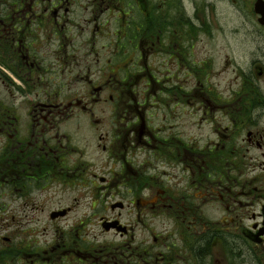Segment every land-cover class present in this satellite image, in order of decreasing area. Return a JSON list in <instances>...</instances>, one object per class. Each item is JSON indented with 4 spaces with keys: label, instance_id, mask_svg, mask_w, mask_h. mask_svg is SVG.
<instances>
[{
    "label": "flooded vegetation",
    "instance_id": "af4514ba",
    "mask_svg": "<svg viewBox=\"0 0 264 264\" xmlns=\"http://www.w3.org/2000/svg\"><path fill=\"white\" fill-rule=\"evenodd\" d=\"M191 1L0 0L1 78L32 98L25 117L0 111V186L15 212L53 203V238L0 264H264V0ZM74 118L96 121L93 152Z\"/></svg>",
    "mask_w": 264,
    "mask_h": 264
},
{
    "label": "rangeland",
    "instance_id": "374dc122",
    "mask_svg": "<svg viewBox=\"0 0 264 264\" xmlns=\"http://www.w3.org/2000/svg\"><path fill=\"white\" fill-rule=\"evenodd\" d=\"M198 2H208L209 0H197ZM217 4L218 9H224L226 12L229 11L227 4L219 0H213ZM185 7L189 13L193 12V5L191 0H184ZM220 16L218 13H213V9L209 7L207 11L202 15V20L199 25H205V31L209 29L210 25L218 26ZM196 40H199L196 50L203 53L207 52V36L201 35ZM4 71L0 69V111L5 109H14L16 114L19 116H27L32 103V98H26L25 94L29 89L21 88L19 92L15 94L12 89L13 86L5 82L1 78ZM63 70H58L49 65L47 71V81L50 84H58L57 73H62ZM8 84V85H7ZM102 119L104 125H114L111 117L106 114L103 115L97 112L95 118ZM161 117L160 108H158L155 114L156 122L159 121ZM73 120L72 123L70 121ZM62 123V126L70 133L72 137V142L74 145L81 150V153L93 152L94 150V128L97 125L96 121H89L87 118H74ZM3 139L0 137V153L2 147ZM9 189V188H8ZM5 191V186H0V249L6 248L7 250H13L15 247H24L28 249L32 247L33 251L44 247L48 241L53 238V231L50 229V211L52 209L53 203L50 202L49 196H44L39 194L31 197V200L35 202L32 203L25 211L15 212V208L22 205L23 200L21 199H11L3 195ZM7 193V192H6ZM28 200V199H27ZM30 200V199H29ZM34 206V207H32ZM45 206V210L42 211L38 207ZM80 213V212H79ZM82 215V213H80ZM90 232L91 237H97L99 241H109L111 239V234L104 233L99 225L90 219ZM152 232L159 233L168 229L171 233L176 234V230L168 223H166L161 218H153L151 220ZM10 237L11 240L7 241L8 244L5 246L4 237ZM8 264H31L30 258L23 257L19 261L13 262L12 259L8 261ZM35 264H62L60 260L59 263H35Z\"/></svg>",
    "mask_w": 264,
    "mask_h": 264
}]
</instances>
